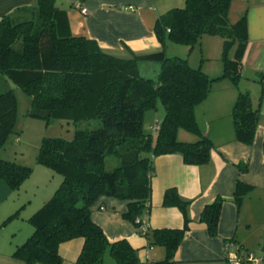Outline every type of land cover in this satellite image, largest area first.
<instances>
[{
    "label": "trees",
    "instance_id": "1",
    "mask_svg": "<svg viewBox=\"0 0 264 264\" xmlns=\"http://www.w3.org/2000/svg\"><path fill=\"white\" fill-rule=\"evenodd\" d=\"M232 0H185L184 6L159 16L153 32L161 49L123 58L101 49L95 40L72 35L65 12L55 0H37L29 17L15 20L0 16V74L6 76L30 97L28 115L47 124L58 119L79 124L96 121V126L77 129L72 140L44 138L36 163L61 176L53 195L28 218L32 234L17 246L12 257L23 264H62L61 243L83 239L76 264H141L137 250L127 240L109 242L91 220V206L103 196L123 200V218L141 232L137 219L150 210L154 158L179 154L185 165H205L210 161L211 141L200 132L194 110L206 99L215 81L226 79L238 87L246 47L245 19L228 21ZM204 35L223 39L222 74L207 76L186 59L168 57V43L191 50ZM142 61H156L155 77L139 73ZM264 91V72L256 74ZM260 101V100H259ZM160 103L164 116L156 136L143 129L147 110ZM17 101L12 90L0 94V149L15 132ZM236 141L250 146L259 123V108L253 107L250 92L239 91L231 110ZM182 129L198 136L195 142H180ZM264 148V143H262ZM119 161L111 170L105 160ZM240 173L247 164L236 165ZM32 173V168L0 159V179L15 191ZM250 189L236 181L233 201L241 204ZM223 199L218 197L200 213L199 223L210 236L218 233ZM163 206L177 208L183 218L178 229L143 232L149 246L165 249L163 260L153 264H175L176 253L191 219L190 201L175 188L163 195ZM18 211L5 220L16 218ZM237 244L234 239H230ZM238 245V244H237ZM241 248V246H240ZM243 250V249H242ZM244 252H251L243 250Z\"/></svg>",
    "mask_w": 264,
    "mask_h": 264
},
{
    "label": "crops",
    "instance_id": "2",
    "mask_svg": "<svg viewBox=\"0 0 264 264\" xmlns=\"http://www.w3.org/2000/svg\"><path fill=\"white\" fill-rule=\"evenodd\" d=\"M36 2L37 0H0V16L10 14L15 20L27 19L29 10L36 6ZM184 3L185 0H55V7L65 12L72 35L95 40L106 52L129 58L133 54L159 51L161 45L153 32L156 19L171 9L183 7ZM27 8L29 10H26ZM81 8L87 13H82ZM232 13L236 18L235 22L242 17L245 19L247 42L242 58L241 76L243 71H246L245 79L247 82L252 79L254 83L256 74L264 72V0H232L227 14L228 21ZM171 45L173 44L166 45V55L178 57L168 53V49H175ZM208 56L204 61L201 60L197 67L210 78L220 76L216 73L217 68L214 70L209 62H205L211 59ZM147 65L154 68L153 72L157 76L160 64L156 61L140 62L139 73L141 74L142 68ZM258 85L259 98L256 95L254 98L246 85L241 87L238 84L236 87L226 79L215 81L206 99L195 107L198 128L213 146L209 163L199 166L185 165L179 154L154 158L146 231L141 229L140 232L132 222L123 218L122 214L127 210L123 200L103 196L91 206V220L101 228L109 242L127 240L131 247L137 250L141 264H153L163 260L165 249L158 245L149 246L143 232L182 227L183 218L180 211L162 204L164 192L175 188L183 199L190 201L191 219L189 230L186 231L176 253L175 264H226L224 244L230 239H234L241 249L250 251L247 232L254 222V215L264 214V91L261 93V86L259 83ZM244 90L250 92L252 105L258 106L260 113L254 140L250 146L236 141L231 117L238 92ZM161 120L154 121L153 125ZM178 135L179 132L177 139ZM183 138L188 141L182 142L188 143L198 140V136L193 134ZM239 163L247 164L245 173L239 172L236 166ZM38 169H41L43 175L50 174L46 168ZM33 173L34 169L31 175ZM237 180L250 187L239 206L233 201ZM59 181L61 183L60 178L55 179V186ZM54 188V184H50L43 190L36 205L32 204L31 199H13L14 191L0 179V226L9 223L12 219L6 223L5 220L18 211L17 217L13 218L17 224L8 226L10 233L7 234L6 245H9V250L24 243L32 234L27 220L50 198ZM218 197L223 199V203L218 233L212 237L199 223V216L203 208ZM82 246L81 238L61 243L58 253L62 264H76ZM13 252L0 253V256L13 259Z\"/></svg>",
    "mask_w": 264,
    "mask_h": 264
},
{
    "label": "rangeland",
    "instance_id": "3",
    "mask_svg": "<svg viewBox=\"0 0 264 264\" xmlns=\"http://www.w3.org/2000/svg\"><path fill=\"white\" fill-rule=\"evenodd\" d=\"M229 21L230 23H235L236 18L233 13L230 15ZM209 40H213V42ZM171 46H173L172 48L175 49H168V53H172L173 55H177L180 58L186 59L188 61V64L192 67H197L199 62H201V60L204 61L205 57L209 55L208 57H210L211 59L205 62H209L213 66L214 70L215 68H217L218 72L216 73H219L220 75L222 74V37L204 35L201 37L199 43L196 44L191 50H189V47L185 45L173 44ZM147 64L155 63L147 62ZM153 69L154 68H152L151 65H147L146 67L142 68V72L140 75L145 78L155 79L156 74H154L155 72H153ZM245 76H247V72L243 71L241 79L239 81V85L241 87H244V85H246V88H250L252 96L254 97L256 95V97L259 98L260 93L258 94V92H260V87L258 83L256 81V83H253L252 79L247 82ZM10 90H12V92L14 93L17 101L14 129L16 133L11 134L4 146L0 149V159H5L15 162L19 165L31 167L32 170L34 169L33 175H31V173L29 177L21 183L19 189L14 191L13 199L17 200V198L19 197L23 201L31 199L32 204L36 203L37 205V202H39V196L43 192V190H46L47 187L50 186V184H54L55 188L52 191V196L60 183L59 181L57 186H55L57 182H55V179H61L60 175L36 163V155L41 141L44 138H62L64 140L70 141L72 140L74 132L77 129L88 128L90 127V124L92 126H96L97 123L96 121H83L79 124H74L71 121L58 119L54 123L47 124L42 119L30 117L28 115L31 107L30 97L6 76L0 74V94ZM163 116L164 110L160 103H157V109L147 110L145 112L143 120L144 131L150 134L154 133V135L156 136L157 131L153 130V122L156 120H161ZM178 132V141L180 142L188 141L184 140L183 137L192 135V133H189L185 130H179ZM118 164L119 161L116 158L108 157L105 160V169L111 170ZM38 168H46L49 170L50 174L43 175V172L40 171L41 169ZM254 217V222L247 232V240L250 245L249 249L255 257L264 258V214L258 215L256 213ZM25 223L26 221L24 222V226ZM9 224L15 225L17 223L16 221H14V219H12L9 223L4 224L3 227L0 226V253L3 254H5L7 251H14L16 249L15 247L12 248V250H9V245H6L7 234L10 233V227H8L10 226ZM31 229L33 231L32 226ZM0 264L23 263L18 259L0 256Z\"/></svg>",
    "mask_w": 264,
    "mask_h": 264
},
{
    "label": "built area",
    "instance_id": "4",
    "mask_svg": "<svg viewBox=\"0 0 264 264\" xmlns=\"http://www.w3.org/2000/svg\"><path fill=\"white\" fill-rule=\"evenodd\" d=\"M81 12L87 13L84 8H81ZM157 129V124H154L153 130L157 131ZM136 223H139L144 231L148 228L147 217L137 219ZM224 251L226 264H264V258H257L252 252H244L239 245L229 240L224 244Z\"/></svg>",
    "mask_w": 264,
    "mask_h": 264
}]
</instances>
